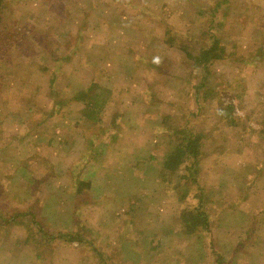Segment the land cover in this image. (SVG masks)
<instances>
[{
  "label": "rangeland",
  "instance_id": "374dc122",
  "mask_svg": "<svg viewBox=\"0 0 264 264\" xmlns=\"http://www.w3.org/2000/svg\"><path fill=\"white\" fill-rule=\"evenodd\" d=\"M0 34V264H264V0H5Z\"/></svg>",
  "mask_w": 264,
  "mask_h": 264
},
{
  "label": "trees",
  "instance_id": "16d2710c",
  "mask_svg": "<svg viewBox=\"0 0 264 264\" xmlns=\"http://www.w3.org/2000/svg\"><path fill=\"white\" fill-rule=\"evenodd\" d=\"M4 8H5V0H0V17ZM2 30L4 31L5 28ZM0 45H4L1 40H0ZM3 50L4 49L0 48V51ZM186 52L188 58L193 60L197 66L202 64L208 66L210 64L209 62H213L225 58L224 49L221 48V40H219L218 38L213 42H211L209 45H205V46L203 45L202 48H200L199 52H197V54L196 53L194 54V52H189V51ZM94 89H95L94 86H91L88 89V93L94 91ZM78 100L81 99L78 98ZM92 115H93V111H90L88 112L86 117L88 119H92L94 118V116ZM192 138L193 139H189L187 143L186 141L180 143V145L176 147V150L168 157L165 166L169 171H174L176 166L180 165L185 157L194 156L195 154H197V145L199 143V140L201 139V135L195 137L192 136ZM199 202L201 203V199H199ZM200 209L201 208L197 210L198 211L197 214H187L185 217L187 218V221H191V222L193 221L194 225L198 224L197 220H203L201 221L203 225L204 226L206 225V227H208L209 226V224H207L209 221L208 216L205 212H201ZM73 239L75 240L74 237Z\"/></svg>",
  "mask_w": 264,
  "mask_h": 264
}]
</instances>
